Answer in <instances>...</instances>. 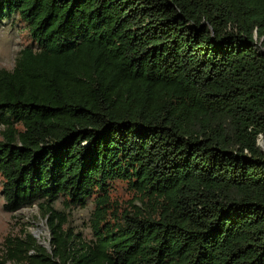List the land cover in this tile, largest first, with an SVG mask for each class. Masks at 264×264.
Segmentation results:
<instances>
[{
	"label": "trees",
	"instance_id": "1",
	"mask_svg": "<svg viewBox=\"0 0 264 264\" xmlns=\"http://www.w3.org/2000/svg\"><path fill=\"white\" fill-rule=\"evenodd\" d=\"M14 13L36 47L0 69L3 208L38 205L51 251L23 229L0 264H264V0H0ZM94 195L86 240L66 209Z\"/></svg>",
	"mask_w": 264,
	"mask_h": 264
},
{
	"label": "rangeland",
	"instance_id": "2",
	"mask_svg": "<svg viewBox=\"0 0 264 264\" xmlns=\"http://www.w3.org/2000/svg\"><path fill=\"white\" fill-rule=\"evenodd\" d=\"M27 46L36 47V43L30 33L27 22L17 13L0 21V69H13L20 51ZM3 128V127H1ZM0 128V129H1ZM1 139V134H0ZM3 178L0 175V247L4 239L9 235L20 234L23 229L29 232L31 229L42 228L41 224L47 227L46 218L42 216L40 209L36 204L25 206L15 212H7L3 208L5 202L2 194ZM111 199L114 202V208L118 211L128 205L132 192L129 189L127 181L114 180L111 182ZM96 195L88 199L86 206H77L66 209L68 223L76 233H82L86 240L93 238L90 218L96 207ZM64 197H60L53 203L57 210H64ZM43 229V228H42ZM43 240L51 238L49 228L44 230Z\"/></svg>",
	"mask_w": 264,
	"mask_h": 264
},
{
	"label": "water",
	"instance_id": "3",
	"mask_svg": "<svg viewBox=\"0 0 264 264\" xmlns=\"http://www.w3.org/2000/svg\"><path fill=\"white\" fill-rule=\"evenodd\" d=\"M259 144L260 145H262L263 147H264V142H263V140H260L259 141ZM37 208H39V206L37 205L36 206ZM41 226H43L42 224H41ZM45 229H47V227H45V226H43ZM30 232L33 234V236L38 240V242H39V244L41 245V246H43V247H45V248H47L49 251H51V244H50V240H51V238H49L48 240H40V238H39V234H38V232H37V230H35V229H31L30 230Z\"/></svg>",
	"mask_w": 264,
	"mask_h": 264
},
{
	"label": "bare ground",
	"instance_id": "4",
	"mask_svg": "<svg viewBox=\"0 0 264 264\" xmlns=\"http://www.w3.org/2000/svg\"><path fill=\"white\" fill-rule=\"evenodd\" d=\"M42 228H39V229H37V232H38V234H39V238H40V240H43L42 239V236L45 234V228L43 227V226H41Z\"/></svg>",
	"mask_w": 264,
	"mask_h": 264
}]
</instances>
